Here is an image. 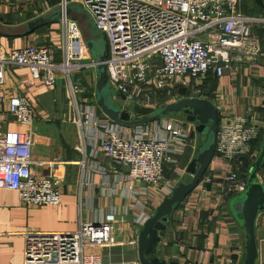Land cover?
Returning a JSON list of instances; mask_svg holds the SVG:
<instances>
[{
	"label": "built area",
	"instance_id": "obj_1",
	"mask_svg": "<svg viewBox=\"0 0 264 264\" xmlns=\"http://www.w3.org/2000/svg\"><path fill=\"white\" fill-rule=\"evenodd\" d=\"M247 1L57 0L63 14L57 19L56 51L49 42L0 53V108L4 106L16 123L32 124L33 108L27 99L18 92L6 96L2 90L6 68L26 67L47 86L60 73L75 107L74 122L89 128L86 136H97L101 153L125 167L131 185L138 181L153 189L152 195L169 196L177 181L165 178L164 171L175 169L173 154L186 145L188 133L182 123L166 118L151 126L150 136H145L150 128L144 123L134 135L121 132L98 117L95 95L86 98V85L71 75L104 64L109 85L122 98V108L129 110L130 104L159 108L164 98H204L210 73L220 78L235 63L252 66L260 53L264 55V14L243 10L242 4L252 8ZM69 2H77L104 34L107 55L103 60H90L78 22L65 15ZM182 89L186 95L179 93ZM218 126L213 156L233 164L220 192L225 197L240 195L247 188L248 176L241 174L236 161L256 152L252 143L263 129V119L226 111L219 115ZM33 147L31 130L0 132V189L16 191L27 206L59 204L60 181L55 171L64 161L40 160L38 164L49 172L37 175L32 170ZM146 219L138 220L143 223ZM114 222L115 215L107 213L98 222L80 218L73 231L27 229L22 232V264H103L100 255L84 248L117 244Z\"/></svg>",
	"mask_w": 264,
	"mask_h": 264
},
{
	"label": "crops",
	"instance_id": "obj_2",
	"mask_svg": "<svg viewBox=\"0 0 264 264\" xmlns=\"http://www.w3.org/2000/svg\"><path fill=\"white\" fill-rule=\"evenodd\" d=\"M55 1L0 0V53L30 43L49 42L54 44L56 51L55 45H59L57 19L28 34L12 35L7 30L41 16L58 5ZM261 41L264 52V32ZM257 58L252 66L235 63L233 69L220 78L212 73L208 75L204 99L213 104L218 116L226 111L235 115H256L263 119L264 125V55L260 53ZM97 79L98 75L92 69L82 74V82L88 90L86 98L96 97ZM2 90L6 96L20 93L33 108L30 126L16 123L4 106L0 108V132L31 130L35 160L33 172L37 175L49 172L38 164L43 159H62L64 164L55 171L60 181L59 204L27 206L20 201L16 191L0 189V264H22V232L27 229L73 231L80 218L98 222L107 213L115 215L113 236L117 244L105 248L88 246L84 251L100 255L103 264H141L137 239L144 222L138 219L153 215L165 197L152 195L153 189L141 182L135 181L131 185L125 167L113 163L101 153L97 136H86L89 128L74 122L75 107L66 80L61 76L53 85L47 86L33 78L28 68L11 66L5 70ZM177 99L164 98L158 107ZM117 100V106L122 108V98ZM96 112L111 127L129 135L136 134L138 126L142 127V124L127 125L115 121L98 103ZM131 115L136 116L133 112ZM166 118L168 115L144 123L150 128L145 136L152 135L154 128L151 126L161 124ZM179 121L188 133L186 145L182 152L173 154L177 161L175 169L164 171L165 178L176 180V184L192 180L186 168L202 146L194 123L186 120L188 124L185 125L183 120ZM258 139L256 152L236 161L243 176H248L259 155L258 149L264 143V126ZM232 168L233 164L213 156L200 181L172 211L158 242L161 250L157 256L166 263H243L244 233L230 207L235 196L225 197L220 192ZM256 175L259 182L264 183V161ZM254 227L257 244L255 264H264V209L258 214Z\"/></svg>",
	"mask_w": 264,
	"mask_h": 264
},
{
	"label": "water",
	"instance_id": "obj_3",
	"mask_svg": "<svg viewBox=\"0 0 264 264\" xmlns=\"http://www.w3.org/2000/svg\"><path fill=\"white\" fill-rule=\"evenodd\" d=\"M254 2L264 10V0H254ZM79 6L78 3L67 5L65 7V15L78 22L79 27L84 32V39L88 49L91 52L97 51L96 58L98 61H101L107 55L105 36L96 25L97 33L95 34L94 27L91 26L89 23L90 19H87L86 15H78L74 12L73 7ZM84 12L86 13L85 10ZM62 14V6L58 5V7L19 27L14 29L7 28V30L12 35L28 34L46 23L59 19ZM97 42L100 43L99 46H102V49L100 48L99 50L97 48ZM96 70L98 75L96 82V101L100 108L115 121L127 125H136L159 119V117L165 116L168 113L176 114L183 112L185 119L192 124L194 123L195 130L200 134L201 139H205L197 155L190 160L191 162L186 168V172L192 176V180L186 183L180 182L172 189L170 195L166 196L161 201V204L153 211V215L144 221L138 235L137 243L141 264H168L163 258L157 256V253L161 250V246L158 245L160 233L165 230L166 223L169 221V216L172 214V211L194 189L211 163L219 127L218 111L210 101L194 96L192 98H178L173 102L159 106V108L140 105H134L131 110L120 108L110 100L111 94L114 95L116 91L109 86L105 65L98 64ZM132 112L136 116H132ZM258 150L259 155L256 158L251 172L248 174L247 188L230 201L231 210L244 233L245 254L242 264L256 263L257 244L255 243L254 224L258 214L263 212L264 209V183L259 182L258 176L256 175L264 161V143Z\"/></svg>",
	"mask_w": 264,
	"mask_h": 264
},
{
	"label": "rangeland",
	"instance_id": "obj_4",
	"mask_svg": "<svg viewBox=\"0 0 264 264\" xmlns=\"http://www.w3.org/2000/svg\"><path fill=\"white\" fill-rule=\"evenodd\" d=\"M74 3H77V2H69L68 3V5H73ZM243 3H245V2H243ZM247 3H248V5H250V7H252L251 9H248L247 7H246V5L247 4H242L241 5V7H242V9L243 10H245L246 12H249V13H252V14H256V15H258V14H264V10L261 8V7H259V6H257L256 4H255V2H254V0H248L247 1ZM58 5H60V4H58ZM58 5H56V6H54V7H52L51 9H54V8H56V7H58ZM51 9H49L48 11H50ZM73 9H74V12L75 13H77L78 15H86V17H87V19H90V21H89V23L91 24V26L92 27H94V30H95V34L97 33V30H96V27H95V22H94V20L92 19V17L91 16H89V14L87 13H85L84 12V10L79 6V7H73ZM48 11H46L45 13H47ZM44 14V13H43ZM81 29V28H80ZM81 34H82V38L84 39V32L82 31V29H81ZM85 40V39H84ZM97 44V48L100 50V48L102 49V46H99L100 45V43L99 42H97L96 43ZM89 53H90V60H98L97 58H96V56H97V51H90L89 50ZM57 59H59V57H57ZM94 70L96 73H97V70H96V66L95 67H88L87 69H83V70H81V71H79V72H77V73H73L71 76H72V78L73 79H75V78H77V77H79L81 80H82V74H84V71H88V70ZM73 72H76V71H73ZM59 77H60V73L59 74H57V79H56V82L58 81V79H59ZM85 85V84H84ZM110 86V85H109ZM110 88H112L111 86H110ZM85 94H88V90L86 91V93ZM118 98H120L116 93L114 94V95H112L111 94V96H110V100L114 103V105H118L119 106V104H118ZM120 100V99H119ZM120 104L122 105L123 104V102H121L120 101ZM132 104H130L129 106H128V108H132ZM168 115V117L169 118H172V119H178V120H183V122H184V124L185 125H187L188 124V122H186V119H185V114L183 113V112H181V113H168L167 114ZM207 136V135H206ZM200 139H201V137H200ZM205 141V139H201V143H203Z\"/></svg>",
	"mask_w": 264,
	"mask_h": 264
},
{
	"label": "trees",
	"instance_id": "obj_5",
	"mask_svg": "<svg viewBox=\"0 0 264 264\" xmlns=\"http://www.w3.org/2000/svg\"><path fill=\"white\" fill-rule=\"evenodd\" d=\"M57 1V0H56ZM55 1V2H56ZM185 91L182 89L179 93H182L183 95H186V93H184ZM259 141V139L257 138L256 140L253 141L252 145H253V148L255 149L256 146H259V144L257 143ZM261 143V142H260ZM261 145V144H260Z\"/></svg>",
	"mask_w": 264,
	"mask_h": 264
}]
</instances>
